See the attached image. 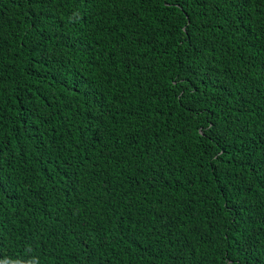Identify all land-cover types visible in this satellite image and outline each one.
<instances>
[{
  "label": "trees",
  "instance_id": "obj_1",
  "mask_svg": "<svg viewBox=\"0 0 264 264\" xmlns=\"http://www.w3.org/2000/svg\"><path fill=\"white\" fill-rule=\"evenodd\" d=\"M0 264H264V0H0Z\"/></svg>",
  "mask_w": 264,
  "mask_h": 264
},
{
  "label": "rangeland",
  "instance_id": "obj_2",
  "mask_svg": "<svg viewBox=\"0 0 264 264\" xmlns=\"http://www.w3.org/2000/svg\"><path fill=\"white\" fill-rule=\"evenodd\" d=\"M3 105H7V103H3Z\"/></svg>",
  "mask_w": 264,
  "mask_h": 264
}]
</instances>
